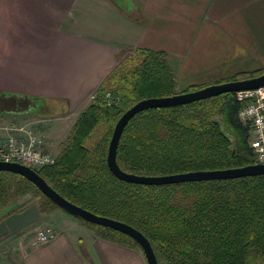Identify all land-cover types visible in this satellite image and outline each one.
Here are the masks:
<instances>
[{"label":"trees","instance_id":"obj_1","mask_svg":"<svg viewBox=\"0 0 264 264\" xmlns=\"http://www.w3.org/2000/svg\"><path fill=\"white\" fill-rule=\"evenodd\" d=\"M124 50L129 52L116 59L77 112L54 161L36 171L69 201L138 229L148 239L157 264L264 261V173L145 184L121 180L108 170V139L124 109L143 97L204 85L177 89L162 49L136 46ZM262 71L264 66L215 81ZM107 90L118 95L116 102L104 99ZM237 107L233 91H225L139 110L119 134L116 163L122 170L145 175L252 163L248 125L238 120ZM27 193L36 196L39 212L59 207L24 176L0 169V210ZM72 216L97 236L140 249L126 233Z\"/></svg>","mask_w":264,"mask_h":264},{"label":"crops","instance_id":"obj_2","mask_svg":"<svg viewBox=\"0 0 264 264\" xmlns=\"http://www.w3.org/2000/svg\"><path fill=\"white\" fill-rule=\"evenodd\" d=\"M136 46L164 50L179 90L260 69L264 0H0V126L44 133L46 100L65 105L51 119L74 112L71 124L117 53ZM18 203L0 210V264H146L69 213ZM46 225L53 235L37 242Z\"/></svg>","mask_w":264,"mask_h":264},{"label":"water","instance_id":"obj_3","mask_svg":"<svg viewBox=\"0 0 264 264\" xmlns=\"http://www.w3.org/2000/svg\"><path fill=\"white\" fill-rule=\"evenodd\" d=\"M261 84H264V71L252 76L213 81L204 84L200 87L191 90L175 92L171 95L150 96L136 100L134 103H132L129 107H127L120 113V115L117 117L113 124L108 139L105 156V162L108 170L115 177L121 180L145 184H162L211 178H231L243 175L264 173V161H261L225 168L195 169L176 173L145 175L122 170L115 160V149L119 134L125 122L135 112L148 107H159L178 103H186L192 100L216 95L221 92L252 88ZM0 169H6L24 176L29 181H31L45 196H47L51 201H53L57 206H59L67 213L79 216L82 219L93 223L109 226L111 228L117 229L123 233L128 234L138 243L143 253L146 264H157L155 255L148 239L138 229L123 221L93 213L69 201L68 199L60 195L58 192H56L35 169L29 166L23 165L15 161L0 160ZM257 264H264V261L259 262Z\"/></svg>","mask_w":264,"mask_h":264},{"label":"built area","instance_id":"obj_4","mask_svg":"<svg viewBox=\"0 0 264 264\" xmlns=\"http://www.w3.org/2000/svg\"><path fill=\"white\" fill-rule=\"evenodd\" d=\"M233 95L238 103V120L249 125L248 145L254 162L264 161V84L235 90ZM103 97L109 103L116 102L118 95L107 90ZM0 130L6 132L0 133V160L15 161L35 170L54 161L55 155L46 150L40 134L14 123L1 125ZM52 235L48 225L35 230L37 242H44Z\"/></svg>","mask_w":264,"mask_h":264},{"label":"rangeland","instance_id":"obj_5","mask_svg":"<svg viewBox=\"0 0 264 264\" xmlns=\"http://www.w3.org/2000/svg\"><path fill=\"white\" fill-rule=\"evenodd\" d=\"M128 52L129 51H127V50H123V51L118 52L117 53L118 55L116 56V59L121 57V55L126 54ZM45 102H47L46 104H50V108H52L53 106L54 107H53V109L46 110V111H44L42 113L43 115L47 116V118H44L42 120L43 126H44L43 128H45V131L42 134L40 133L41 134L40 136H42V138L44 136V140L45 141H46V139H45L46 137L48 139H51L53 144L50 147L54 148L53 149L54 151H57V149L59 147V143L61 141H63V139H64V137H65V135H66V133L68 131V128H69L68 126H70V122H71V120L73 118L74 112L70 113V114H66V115L65 114L64 115H59V116H56V117L51 119L50 117L53 114H57L58 112L63 110L65 108V105H64V103L58 102V101L46 100ZM240 123L246 124V123H243V122H240ZM54 126H55V128H53ZM248 130H249V132H248L247 142L249 144V138H250L249 125H248ZM54 132L57 133V134H55ZM54 144H55V146L53 147ZM36 199H37L36 196H32L29 193H27V194H24V195L18 197L14 201H19L18 205H22V204H24L25 202H27L29 200L36 202ZM56 208L59 209V211L60 210L63 211V213H67V212H64V210H62L61 208H58V207H56ZM67 215H69V214H67Z\"/></svg>","mask_w":264,"mask_h":264}]
</instances>
